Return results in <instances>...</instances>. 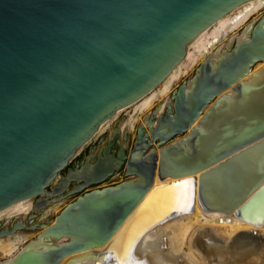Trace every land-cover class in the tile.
I'll use <instances>...</instances> for the list:
<instances>
[{"label":"water","instance_id":"1","mask_svg":"<svg viewBox=\"0 0 264 264\" xmlns=\"http://www.w3.org/2000/svg\"><path fill=\"white\" fill-rule=\"evenodd\" d=\"M250 1L0 0V214L33 204L25 220L0 223V238L42 232L4 264H138L141 238L195 202L264 225V68L252 73L264 63V18L180 83L164 112L158 105L136 127L133 144L118 124L81 157L205 30ZM51 241L63 243L39 246Z\"/></svg>","mask_w":264,"mask_h":264},{"label":"bare ground","instance_id":"2","mask_svg":"<svg viewBox=\"0 0 264 264\" xmlns=\"http://www.w3.org/2000/svg\"><path fill=\"white\" fill-rule=\"evenodd\" d=\"M262 10H264V0H252L205 30L186 51L185 59L159 88L138 103L119 112L92 141L95 142L104 135L111 128L113 121L128 110L130 111L126 112V123L120 126L122 135L128 132L135 133L136 127L147 121L158 105V114L163 113L172 92L184 78H191L197 67L206 59L218 60L223 53H228L232 46L246 41L250 28L264 18V13L260 14ZM255 15L258 17L251 20ZM262 68L264 63L258 64L252 73ZM170 182L172 181L169 180ZM160 185H163V182L156 177L154 186ZM183 201L174 209L184 210L182 207L186 205V202ZM61 204L49 207L43 214L44 218L46 219L53 211H57V207ZM32 209V201L17 203L0 214V221H3L1 223L4 226L3 223L9 225L18 219L25 220ZM41 233L23 231L0 238V259H2L0 264L14 260L28 242L33 241ZM32 234H36V237L28 241ZM62 243L63 241H51L39 246L48 250ZM105 248H97L76 255L74 258L86 257L93 252H102ZM136 257L138 264H264V225L255 226L237 219L234 215L206 214L195 202L191 213L172 219L145 234L137 246ZM69 259L61 264H69ZM75 264L96 263L91 259Z\"/></svg>","mask_w":264,"mask_h":264},{"label":"rangeland","instance_id":"3","mask_svg":"<svg viewBox=\"0 0 264 264\" xmlns=\"http://www.w3.org/2000/svg\"><path fill=\"white\" fill-rule=\"evenodd\" d=\"M262 13H264V10H262L261 12H260V14H262ZM258 17V15H255V16H253L252 17V19L251 20H254L255 18H257ZM249 22V21H248ZM190 77H186V78H184L182 81H181V83L182 82H184V81H186L187 79H189ZM177 88V87H176ZM175 88V89H176ZM130 110H128V112H129ZM127 112V111H126ZM126 112H123V113H121L114 121H113V123L111 124V128H113L114 126H116V125H118V124H124V123H126V121H125V119H126V115H127V113ZM110 128V129H111ZM109 129V130H110ZM107 133V132H106ZM131 134V139H130V141H131V143L133 144V141H134V138H135V136H136V132L135 133H130ZM98 140L96 139L95 140V142L94 141H92V143H90L86 148H84L82 151H81V157H84L88 152H90L91 150H92V148L95 146V145H97V142ZM125 179H124V177L123 176H121V177H118V178H115L114 180H112L109 184H106V186H112V185H115V184H118V183H120V182H122V181H124ZM73 201V199H71V200H68V201H66V202H63L61 205H59L58 207H57V211H53L46 219H44L43 220V222L44 223H47V222H53L54 221V219H55V217H56V215L64 208V207H66L70 202H72ZM38 221V220H37ZM47 221V222H46ZM1 222H3V221H0V223ZM4 225H7V224H5V223H3ZM36 237V234H32L30 237H29V239H28V241L29 240H31V239H34ZM24 246V245H23ZM0 261H2V259H0Z\"/></svg>","mask_w":264,"mask_h":264},{"label":"snow or ice","instance_id":"4","mask_svg":"<svg viewBox=\"0 0 264 264\" xmlns=\"http://www.w3.org/2000/svg\"><path fill=\"white\" fill-rule=\"evenodd\" d=\"M185 183H187V182H185Z\"/></svg>","mask_w":264,"mask_h":264}]
</instances>
